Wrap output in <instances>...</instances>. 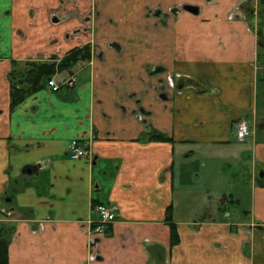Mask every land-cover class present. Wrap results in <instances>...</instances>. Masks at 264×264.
Returning <instances> with one entry per match:
<instances>
[{
  "label": "crops",
  "instance_id": "crops-1",
  "mask_svg": "<svg viewBox=\"0 0 264 264\" xmlns=\"http://www.w3.org/2000/svg\"><path fill=\"white\" fill-rule=\"evenodd\" d=\"M63 1L0 0L8 264H264V30L246 22L247 0H77L103 7L87 34L78 15L58 17ZM87 44L89 62L52 77L74 74V87L46 85L11 109L15 63ZM74 143L91 158L72 159ZM97 204L117 209L105 233Z\"/></svg>",
  "mask_w": 264,
  "mask_h": 264
},
{
  "label": "trees",
  "instance_id": "trees-1",
  "mask_svg": "<svg viewBox=\"0 0 264 264\" xmlns=\"http://www.w3.org/2000/svg\"><path fill=\"white\" fill-rule=\"evenodd\" d=\"M90 59V46H87L70 51L59 64L27 62L21 66L15 63V67L8 76L11 86V109H15L28 97L45 88L57 70L67 71L80 63L89 62ZM150 138L151 140H168L165 136L156 133L150 135ZM178 242L179 237L176 228L173 227L172 245L175 246ZM8 246V239L0 232V264H8Z\"/></svg>",
  "mask_w": 264,
  "mask_h": 264
},
{
  "label": "rangeland",
  "instance_id": "rangeland-1",
  "mask_svg": "<svg viewBox=\"0 0 264 264\" xmlns=\"http://www.w3.org/2000/svg\"><path fill=\"white\" fill-rule=\"evenodd\" d=\"M88 0H85V2H87ZM94 1V0H93ZM97 4L99 0H96ZM261 1V0H260ZM87 4V3H86ZM101 4V2H100ZM259 0H247L245 3H243L241 5V9H243L245 18H246V22L248 23V25L253 29V30H264V7H261ZM102 6H95L94 3H92V6H90V11L86 12L87 9H83L81 8V6L79 5L77 0H64L62 3V6L59 7V9H57V15L59 18H63V20H67L66 18L71 15H78L81 19V27L79 28V32L82 33H89V32H95L98 31V27L101 26V24L98 23L97 18H103V14L101 12L102 10ZM170 14V12H169ZM168 14V15H169ZM259 15V16H258ZM263 17V20H260V17ZM95 18V21H94ZM166 19H167V14H160V22L163 23L164 25L166 24ZM262 19V18H261ZM114 23V26L117 27V25L115 24V21L112 20ZM109 43H105V47L108 45ZM90 46V52H92V48L90 44L84 45L82 47H87ZM110 46H113L112 44H110ZM61 61V60H60ZM60 61L58 59H53V61L49 60L47 61V63H57L59 64ZM86 64V62L81 63V65ZM72 70V69H70ZM58 71V70H57ZM259 77H258V83H259V89L260 92L261 90H264V61L263 64L259 65ZM76 75H71L70 77L66 78V79H62L59 78V82L60 84H58L61 88H63L62 84L65 83L67 80L69 79H74L75 83L74 86L76 85ZM176 83V82H175ZM175 83H172L174 85H176ZM260 100H261V96H260Z\"/></svg>",
  "mask_w": 264,
  "mask_h": 264
},
{
  "label": "built area",
  "instance_id": "built-area-1",
  "mask_svg": "<svg viewBox=\"0 0 264 264\" xmlns=\"http://www.w3.org/2000/svg\"><path fill=\"white\" fill-rule=\"evenodd\" d=\"M74 83V79H69L63 83L62 86L66 88H72L74 87ZM47 85L52 92H58L61 89V87L53 79L49 80ZM251 136L252 129L249 122L246 120H241L237 125V140L240 143H244L248 141ZM71 158L89 160L91 158V151L86 146L74 143L71 146ZM94 211L100 222V225L97 228L99 233H105L108 229V226L113 224L118 217L117 209L112 204H97L94 207Z\"/></svg>",
  "mask_w": 264,
  "mask_h": 264
},
{
  "label": "water",
  "instance_id": "water-1",
  "mask_svg": "<svg viewBox=\"0 0 264 264\" xmlns=\"http://www.w3.org/2000/svg\"><path fill=\"white\" fill-rule=\"evenodd\" d=\"M185 10L193 14H198L199 12V8L196 6H192V5H186ZM163 260H164L163 254L159 257L156 256L155 264H162Z\"/></svg>",
  "mask_w": 264,
  "mask_h": 264
}]
</instances>
